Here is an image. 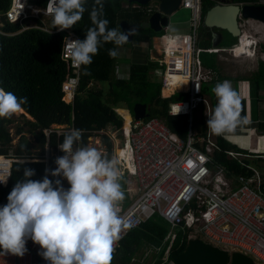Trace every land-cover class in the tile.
Segmentation results:
<instances>
[{
    "label": "built area",
    "instance_id": "1",
    "mask_svg": "<svg viewBox=\"0 0 264 264\" xmlns=\"http://www.w3.org/2000/svg\"><path fill=\"white\" fill-rule=\"evenodd\" d=\"M47 3L48 0H9L4 17L9 22L21 24V30L64 31L62 52L66 38H80L69 29L53 27L52 16L46 12ZM252 4H264V0H254ZM178 7L191 10V30L171 33L166 32V26L161 35L150 37L149 45L158 49L159 57L154 59L160 64L161 96L184 94V99L169 103L168 113L173 115L181 106L179 114L187 115L188 121L185 138L172 132L157 117L134 119L129 115L124 126L94 130L85 145L115 158L121 177L125 175L134 181L127 183L125 188L126 194L132 193L127 203L118 202L119 215L133 225L121 233L122 238L132 228L157 214L168 226L165 243L172 229L179 227L186 232L187 239L197 237L228 252L246 254L255 264H264V161L261 165L246 164L251 170L247 176L228 175L222 166L213 162L212 154L218 145L214 134L207 128L206 113L211 111V103L202 92V85L209 81L211 74L198 58V53L213 52L216 48L197 46L203 16L202 0H180ZM237 20L240 32L236 44L242 36H248L245 26L251 24L252 19L243 18L239 13ZM153 38L156 45L151 44ZM236 44L229 51L234 53ZM61 52L66 68L60 85L62 99L71 103L77 90L80 67L65 59ZM251 54L254 55L255 50ZM115 68L120 71V64H116ZM171 86L180 89L173 90ZM165 89L170 90L165 93ZM200 108L206 124L204 135H197L192 126L193 111ZM71 129L63 124H52L43 129L46 142L44 152L38 158L16 156L12 146L5 153L0 152V180H5L0 185L7 184L14 161L37 160L48 169L53 158L55 169V159L63 155L58 147L61 141L57 140L51 146L48 136L53 132L60 135ZM103 134L110 139V148L102 141ZM226 154L239 162L249 158L264 160V155L244 151L228 150ZM119 241L115 242L114 251ZM26 247L28 251L22 257L12 254L0 256V264H49L39 255L41 249L38 244L29 239Z\"/></svg>",
    "mask_w": 264,
    "mask_h": 264
},
{
    "label": "trees",
    "instance_id": "2",
    "mask_svg": "<svg viewBox=\"0 0 264 264\" xmlns=\"http://www.w3.org/2000/svg\"><path fill=\"white\" fill-rule=\"evenodd\" d=\"M102 2L104 5L102 18L109 21V28L120 30V19H125L138 26L132 41L122 46L131 48L132 42L143 43L149 41L151 36L162 34V31L153 32L150 28L142 25L149 13L147 6L137 7L131 6V4L125 6L122 0H102ZM211 3V0H202V15ZM8 6L9 0H0V88L13 92L17 97H27L28 102L22 106L21 110L31 119L21 114L22 123H17L12 133L9 125L15 121V115L10 118H0L1 153H5L12 146L16 156L40 157L44 152L46 142L43 129L52 124H63L66 127L82 130V143L86 144L87 137L107 123H111L115 127L121 126V120L118 119L113 108H126L132 114L131 108L136 102L145 103L148 106L147 117L159 118L172 132L185 138L188 128L187 115L177 114L174 116L168 113L169 103L184 99V94L174 93L166 97L161 96L160 64L157 61L150 60L147 56L143 60H131L127 72L118 73L115 65L126 58L120 57V54L112 58L108 55V49L117 48L118 50L120 46L111 42L102 43L98 53L93 56L92 63L80 66L76 93L73 101L67 103L62 99L60 88L66 74L65 63L60 57L65 32L49 33L39 28L21 30V24L5 19L4 12ZM84 6L86 11L83 13L82 19L69 28L80 40L86 38L85 31L93 26L90 12L94 6V0H85ZM199 28L201 34L203 28L202 26ZM202 38L199 41V47L210 48V39L208 41L204 37ZM219 47L223 46L219 45ZM261 48L264 50V43L261 44ZM202 53L215 54L206 51H202ZM204 65L211 69H217L214 60L210 64ZM249 79L258 92L261 84L264 83L263 59L257 60L256 68L250 73ZM170 89L179 90L178 88ZM170 89L164 91L168 93ZM208 91L207 84L203 83L202 92L207 94ZM210 103L212 110L216 104V97L212 93ZM199 115V132L196 134L204 135L206 124L202 108L199 109ZM241 115L245 116L242 99ZM124 119L126 124L129 120L126 113ZM27 132L32 135L33 144L26 135ZM64 134L51 133L48 136L49 144L54 146L57 140L62 142ZM14 135L18 137L13 143ZM214 136L218 149L214 150L212 154L213 162L222 166L228 175H250L251 170L246 167V164H251L250 160L244 159L239 162L226 154L228 150H245L221 135L214 134ZM101 138L106 147L110 148L111 141L108 136L103 134ZM52 161L53 158H51L49 170L54 169ZM25 168L35 170V175L31 179L39 180L45 175L44 163L41 161H14L7 184L0 185V206L7 203V196L17 180L23 179ZM49 178L53 179L50 174ZM129 180L134 182L132 178ZM127 198L126 195L124 204ZM167 230V223L157 214L152 215L120 239L118 247L112 254L113 258L110 264H147L153 251L163 243ZM186 241V232H183L179 227L173 228L153 264H168V261L171 260L170 253L182 251Z\"/></svg>",
    "mask_w": 264,
    "mask_h": 264
},
{
    "label": "clouds",
    "instance_id": "3",
    "mask_svg": "<svg viewBox=\"0 0 264 264\" xmlns=\"http://www.w3.org/2000/svg\"><path fill=\"white\" fill-rule=\"evenodd\" d=\"M84 5L85 0H48L46 12L52 16L53 27L64 30L82 19ZM103 7L102 0H94L93 26L85 31L84 40L64 41L61 54L76 67L90 65L102 43L122 46L128 42L131 33L109 28V21L102 18ZM118 54L117 48L108 49L110 57ZM211 91L216 104L206 113V123L212 133H231L247 122L241 115V96L231 81H218ZM27 102V97L0 88V118L12 117ZM180 111L181 106L173 115ZM58 147L63 155L55 159V169H45L43 178L34 180L35 170L25 168L23 179L17 180L7 203L0 206V256L22 257L30 239L49 264H110L115 242L133 227L119 215L118 202L125 194L118 162L83 144L80 129L66 132ZM49 174L58 178L50 179Z\"/></svg>",
    "mask_w": 264,
    "mask_h": 264
},
{
    "label": "water",
    "instance_id": "4",
    "mask_svg": "<svg viewBox=\"0 0 264 264\" xmlns=\"http://www.w3.org/2000/svg\"><path fill=\"white\" fill-rule=\"evenodd\" d=\"M127 4L137 7L147 6L148 15L142 23L153 32H160L168 26L169 16L178 8L180 0H125ZM211 5L205 10L201 24L206 36L210 39L211 48H215L225 30L237 39L239 35L238 14L243 18L257 20L264 25V4H237L236 0H211ZM120 31L131 33L128 42L132 41L138 26L125 19L119 20ZM148 106L136 102L131 108V117L142 119L148 116ZM170 259L173 264H255L246 254L239 251L228 252L225 249L204 242L200 238H188L184 249L180 252H171Z\"/></svg>",
    "mask_w": 264,
    "mask_h": 264
},
{
    "label": "rangeland",
    "instance_id": "5",
    "mask_svg": "<svg viewBox=\"0 0 264 264\" xmlns=\"http://www.w3.org/2000/svg\"><path fill=\"white\" fill-rule=\"evenodd\" d=\"M125 2V0H122ZM191 10L189 8L185 7H178L170 16H169V22L168 26L166 28V32L171 33H186L191 30ZM45 22H48V19H44ZM251 24H247L245 27V33L248 35L247 37L242 36L240 38V41L236 44L237 40L235 37H232L229 33H227L225 30H221V33L223 34V39L220 42V45L223 47H230L233 44L235 45V51L234 53L232 51H226V52H217L214 55L212 54H206L199 52L198 58L202 62V64H210V62L215 57L216 59V66L218 67V73L219 74H226L230 73L232 69H235L237 71V76H248L255 68L257 64L258 59L264 60V50L261 48V44L264 42V25L257 21V20H250ZM198 33H200V28L198 30ZM136 46H134V45ZM250 44V45H249ZM197 46L199 47V41L197 43ZM250 47V49L248 48ZM127 48L128 46H124L123 49H120L119 54H123L124 56H127ZM130 49V52L134 51V53L139 52L138 55L133 54V57H125L126 59L124 62L126 63L124 65V71L127 70V67L129 64V61L133 60L136 61L137 59L143 60L146 58V56L152 60H155L154 57H159L158 49L155 47H150L149 41L143 42V43H136L132 42V47L128 48ZM255 50V54L252 55L251 51ZM137 54V53H136ZM235 54V55H234ZM237 55V56H236ZM139 57V58H138ZM237 57V59H236ZM224 58V59H223ZM227 59V61L225 60ZM234 64V65H230ZM233 66V67H232ZM120 73V71H117ZM159 76V75H158ZM223 81L221 79L219 80H211L205 82L208 86V93L206 94L208 97L211 96V89L215 86L216 82ZM98 85V84H97ZM99 86V85H98ZM170 88H177V86H171ZM263 89V90H262ZM254 86L252 81L246 80V77L238 78L237 80V92L242 97L243 102L247 105L249 104L254 105V94H253ZM261 93L264 91V83L261 84ZM167 93L166 91H164ZM213 94V93H212ZM115 114L118 115V119L121 120L122 126L125 125V119L124 114L127 113L126 108H113ZM17 112L15 115V121L9 125L10 131L13 133L14 127L17 123H22V116L21 114H24L26 118L31 119L29 115H27L24 112ZM130 115V114H129ZM120 116V117H119ZM199 110L193 111V129L195 132H199V125H200V118H199ZM113 125L111 123H107L105 126L99 128V129H111ZM105 129V130H106ZM26 135L29 137V140L34 143L33 137L30 133H26ZM17 135L13 136V142L17 140ZM126 180L125 175H123L120 179L121 187H124V182ZM67 188V186H65ZM165 244V240L163 239V243L158 247L156 250L153 251L150 258L148 259L147 264H153L155 259L157 258V255L159 254V250L161 249L162 245ZM168 264H173L168 261Z\"/></svg>",
    "mask_w": 264,
    "mask_h": 264
},
{
    "label": "crops",
    "instance_id": "6",
    "mask_svg": "<svg viewBox=\"0 0 264 264\" xmlns=\"http://www.w3.org/2000/svg\"><path fill=\"white\" fill-rule=\"evenodd\" d=\"M123 5H125V6L127 5L126 1L123 2ZM131 6H136V5L135 4H131ZM202 35L200 33H198V41H201L200 39H203L202 37H204L205 39H207L209 41V38L205 34L203 36ZM222 39H223V34H222L218 44L215 45L216 51H213L214 53L229 51V48L231 46L230 47H219L220 42H221ZM151 44L156 45L157 44L156 39L153 38L152 41H151ZM134 46H136V45H134ZM123 47L124 46H120L118 50L121 51L120 49H123ZM211 47H212V45L210 43V48ZM134 51L130 52V49L127 48V56H124L123 54H121L119 56L120 57H130V56L133 57V54L138 55L139 52H136L137 53L136 54V53H134ZM216 59H215V57L213 58L215 64H217L216 63ZM236 59H237V57H236ZM137 60L139 61V59H137ZM150 60H152V59H150ZM225 60L227 61L226 58H225ZM153 61H155V60H153ZM119 64H120V67H121L120 68V72L121 73H126L127 70L124 71V65L126 64L124 62V60L120 61ZM230 65H234V64H230ZM205 67L210 71V74H211V78L209 79V81L214 80V79L215 80H219V79L225 80V79H227V80L232 82L233 88L236 89V90H237V80H238V78L246 77V80H247V78H248V80H250L249 79L250 78V74L248 76H242V75L241 76H237V71L235 69H232V71L230 73H226V74H222L221 75V74L218 73L219 70H218L217 66H216L217 67L216 70L215 69H211L210 67H207V66H205ZM127 69H128V67H127ZM260 90H261V86H260L258 92L256 91V89L253 90L254 100H255V104L254 105L250 106L249 104L247 105V103L245 104V102H244L245 116L247 117V122L242 124V125H238L237 128L233 132L222 134L221 136H223L226 140H228L229 142L233 143L237 147H239L241 149H244L245 150L244 152L264 155V91H263V93H261ZM208 98L210 100V97H208ZM241 99H242V97H241ZM126 111H127L126 114L129 117L130 113L128 112V110H126ZM121 126H122V124H121ZM248 160H250V163H252V162H253V164L256 163V165H261L263 163V161H264L262 158H260L259 160L256 159V158H249ZM44 169H45V167H44ZM57 178L58 177H53V180H55ZM60 179L62 180V184H63L64 187L65 186L69 187V185H68L66 180H64L63 178H60ZM129 179L130 178H128V179L126 178V180L124 182V187H122V191L124 192V194H126L125 193L126 186L128 184H132L133 183ZM131 194H126L128 196V198L126 199V203H127L128 199L130 198ZM126 195H125V198H126ZM120 202H122L124 204V200L120 201Z\"/></svg>",
    "mask_w": 264,
    "mask_h": 264
},
{
    "label": "flooded vegetation",
    "instance_id": "7",
    "mask_svg": "<svg viewBox=\"0 0 264 264\" xmlns=\"http://www.w3.org/2000/svg\"><path fill=\"white\" fill-rule=\"evenodd\" d=\"M237 1V4L239 5H244V4H252L254 0H236ZM201 34H208L207 31H202L201 30ZM264 43V42H263Z\"/></svg>",
    "mask_w": 264,
    "mask_h": 264
},
{
    "label": "bare ground",
    "instance_id": "8",
    "mask_svg": "<svg viewBox=\"0 0 264 264\" xmlns=\"http://www.w3.org/2000/svg\"><path fill=\"white\" fill-rule=\"evenodd\" d=\"M178 89H180L178 86H177Z\"/></svg>",
    "mask_w": 264,
    "mask_h": 264
}]
</instances>
